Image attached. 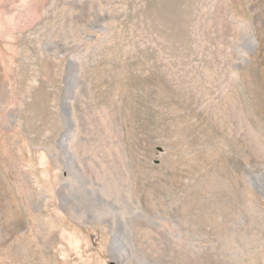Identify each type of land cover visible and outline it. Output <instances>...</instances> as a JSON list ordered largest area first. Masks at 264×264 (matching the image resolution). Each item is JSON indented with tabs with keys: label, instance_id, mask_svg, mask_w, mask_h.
<instances>
[{
	"label": "rangeland",
	"instance_id": "obj_1",
	"mask_svg": "<svg viewBox=\"0 0 264 264\" xmlns=\"http://www.w3.org/2000/svg\"><path fill=\"white\" fill-rule=\"evenodd\" d=\"M261 5L0 0V264H115L114 250L125 253L124 264H166L164 258L168 264H211L210 238L226 253L240 252L237 263L264 264V245L257 233L236 231V197L209 163L208 149L219 143V105L200 107L187 93L197 90L204 68L210 74L229 70L230 60L242 53L239 91L236 82L227 85L235 90L243 118L264 137ZM249 34L257 42L251 53ZM83 57L94 61L84 66L89 86L76 110L69 153L62 147L68 142L67 74L73 72L68 63ZM211 58L225 63L219 67L207 62ZM162 60L181 74V89L161 82ZM157 154L164 169L153 178L158 182L146 185L141 169L160 164ZM69 167L100 185L111 182L112 189L108 194L98 186V194L75 199L78 204L62 200L67 188L59 182ZM180 168L190 173L175 178L162 173ZM230 170L232 179L242 177ZM240 194L251 205L242 207L245 224L253 220L252 208L264 221V197L246 185ZM120 218L129 221L125 228ZM172 224L197 244L194 258L168 248L162 229Z\"/></svg>",
	"mask_w": 264,
	"mask_h": 264
},
{
	"label": "bare ground",
	"instance_id": "obj_2",
	"mask_svg": "<svg viewBox=\"0 0 264 264\" xmlns=\"http://www.w3.org/2000/svg\"><path fill=\"white\" fill-rule=\"evenodd\" d=\"M259 1L264 6V0H259ZM262 5H261V7H262ZM262 9H264V7ZM258 14H259V12H258ZM260 22H261V20H260ZM257 23H259V22H257ZM230 25H231V23H230ZM224 28H225V26H224ZM247 32H246V34H247ZM252 35L249 34L246 37L247 47L250 50V53L253 52L255 49H257L256 48V43H257L256 39ZM248 53H249V51H248ZM246 54L247 53L245 52L244 55H246ZM242 55L243 54L240 53L236 58L234 57L235 58L234 60L233 59L230 60V62L228 63V65L230 67L229 70L224 71V70H221V68H220V70L218 72H216L217 74L216 73L210 74L204 68V70L202 72L198 73L200 75V80H201L200 83L201 84L198 86L197 90L192 91L190 89V92H187V93L194 100H196V99L199 100L200 107H203L204 105H208L209 102H215L216 104L219 105V108L221 110V113L219 115V129H216L215 132L219 135L216 141H218L220 143V145L215 146L216 144H219V143H216L214 145L212 144L210 149H208L209 156H210L209 163L213 167L212 170L219 172L220 176L223 178L222 182H224V184L229 185L232 188L231 190H232V192H234V195L236 197V206H237L236 211H235V215H236L235 219L236 220L234 221V226L236 227V231H241L242 232L240 234L241 236L249 235L251 237L255 236L254 234L257 233L258 236L255 238H257V240H260V246H263L264 245V236L262 234V227L264 225L263 224L264 221L261 218V213L259 210L252 208L253 211H251V214L253 216V220H249L246 223L248 225L245 227L246 224L243 221V217H242V207L247 206L248 208H250L251 205H249V204L245 205L243 203V198L240 194V187L243 185H246L247 189H249V190L255 189L260 193V195H262L264 197V137H263V135H258L256 133H254L252 130V128H253L252 123L243 118V116L241 115L240 109H239V105H238L236 96L233 93L235 90L233 91L230 88V86L227 85V83H229V82H236L237 83V91H239L238 90L239 81L241 78V74L243 73V72L241 73V65L245 61V58H244L245 56H242ZM249 56H250V54H249ZM223 59H224V57H223ZM223 59L217 58V59H212V60L207 61V62H214V64H216L220 67L222 64L224 65V63H225ZM93 61L94 60L90 57H83V58H79L78 60L71 59V60H69V63H68L69 67H70L69 70H72L73 72H68V74H67V89H66V97H65V109H66V114H67L66 137L68 139V142L67 143L63 142L62 147H65L66 150L69 151V153L73 150L72 149L73 147L71 146L72 143L70 144L69 141L73 140V138L75 137L74 136L75 134H73V132H71V129L76 128L75 127V125L77 124L76 119H75V117H77L76 116V110L79 111L83 107V105H81L82 101H83L82 95L87 94L86 91L88 90L87 88L89 86L88 81L90 79L86 77V72H85L84 66L91 67L93 65ZM166 62L167 61H164V60H162V62L160 61V63L162 65L164 64L163 67L161 66L163 71H164V77H161L160 80L166 87L171 88L173 90L176 89V91H177V89H179L181 86V84L179 86L181 74L178 73L177 71H173L169 68L167 69L166 68L167 67ZM216 68H214V69H216ZM87 70H88V68H87ZM183 77H184V79H187V77L184 74H183ZM187 81H189V83H191L190 80H187ZM189 83H187V84H189ZM187 84L184 86L188 87ZM232 88H233V85H232ZM187 93L185 95H187ZM166 151H167V149H166ZM157 155L158 156L155 159L156 160L159 159L160 164H157V165L152 164L151 166H149L150 170H147V171H143V169H141L142 171L140 173H142V175H141L142 176L141 178L143 180L142 182L146 185H148L149 182H151L152 184L158 182V180H154L153 178H157V174H158L160 168L162 167L161 165L163 164V162H162L163 159H162V154H157ZM164 165H163V167H165ZM230 167H233L236 171H238L239 175H241L242 177L237 178V179L236 178L232 179L231 177L234 176V174L230 170ZM73 168L72 167L67 168L65 171L67 178H65L64 180L59 182V184L62 185V187L67 188V192L61 197L62 200L63 199L64 200L65 199H72L75 203H77L75 201V199L80 200V198L85 197V196H93L94 197L95 194H98L96 192V191H98V188H97L98 186H101V190H103L104 192H108V194H109L108 190H110V188H111V187H109V183L112 185L111 182L105 181V184L103 183L100 185L99 181L97 182L94 178L91 179V177H90V179H88L85 175L83 177L80 174L81 172L78 173V170L76 168L75 169H73ZM162 169H164V168H161V170ZM162 173L166 177L175 178L176 176L177 177H185V176H187L188 173H190V171L185 170L183 168H180L178 170L177 169L176 170L165 169L162 171ZM97 176H98V174H97ZM99 176L101 178V175H99ZM102 177H105V176H102ZM113 186L117 187V185H113ZM59 187H57V188H59ZM113 190H112V192H113ZM113 195H114V193H113ZM77 196L79 198H77ZM100 196H98L97 198H100ZM106 197H108V195ZM107 200H108V198H107ZM62 205H64V202L61 203V206ZM128 222L129 221H126V220L123 221L121 219L120 223L119 222L118 223L120 224V226L122 228H125L127 226ZM174 222H177V219H175ZM253 222H255V223H253ZM154 224L156 227L160 228V223L154 222ZM168 224H169V222H168ZM172 227L171 228L173 230H171V228L170 229L168 228L169 230L166 228H163V229L161 228L164 236H166L167 239L170 241L169 242L170 244L168 243V248L176 249L177 247H179L176 250L178 253H180L182 251L184 253H186V251H188L187 254H188L189 258H192L193 253L195 252V249L197 247V244H194L193 238L187 233H184L185 235H187V237H182L181 234H183V232L181 233L179 231L180 227H177L175 224H172ZM208 243H210V246L209 247L207 246V249H208V252L210 255L209 257H211V264H231V263L232 264H240V263H237V262H240V260H241L240 252L226 253L225 251L221 250V248L216 246V244L213 243V239H211V238L209 239ZM165 245H167V243ZM258 245H259V243H258ZM203 248H206V247L203 246ZM174 253H175V251H174ZM125 256L126 255L123 251L120 252V250H114L111 254L110 261H112L115 264H124V259H126ZM188 256L186 255V257H188ZM163 260H162L163 262H166V264H168L165 258ZM167 260H169V258ZM191 260H193V259H191ZM193 261H192V263H193Z\"/></svg>",
	"mask_w": 264,
	"mask_h": 264
}]
</instances>
